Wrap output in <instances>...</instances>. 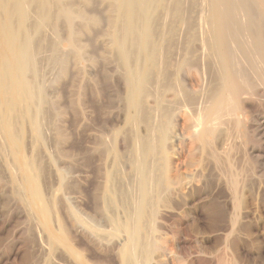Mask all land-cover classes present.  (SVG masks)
<instances>
[{
	"label": "rangeland",
	"instance_id": "obj_1",
	"mask_svg": "<svg viewBox=\"0 0 264 264\" xmlns=\"http://www.w3.org/2000/svg\"><path fill=\"white\" fill-rule=\"evenodd\" d=\"M109 1L96 0L88 9L103 15L98 24L76 17L70 27L62 16L63 4L85 9L82 0H36L33 7L46 10L41 29L29 27L35 26L33 15V21L15 22L32 46L50 43L51 51L44 52L45 47L43 57L34 59L41 66L37 71L25 60L22 70L13 71L16 76L22 72L32 98L15 113L18 151L0 128V264H264V131L257 130L262 110L246 103L241 123L226 120L203 147L185 128L187 98L171 99L183 105L172 107L176 113L170 124L160 106L150 111L154 98H142L147 118L154 115L168 125L162 149L148 160L147 178L153 182L143 197L132 161L136 137L149 134L148 122L131 121L138 114L129 107L135 65L132 56L122 63L115 44L119 34L106 21ZM3 24L0 8V29ZM258 28L250 24L253 37ZM197 44L195 58L205 56L204 46ZM177 58L171 61L173 85L200 90L198 98L214 86L207 83V57L201 70L183 72ZM140 61L147 68L144 56ZM166 83L163 77L154 79L160 104L171 98L163 89ZM3 116L0 111V120ZM139 208L144 216L138 220Z\"/></svg>",
	"mask_w": 264,
	"mask_h": 264
},
{
	"label": "bare ground",
	"instance_id": "obj_2",
	"mask_svg": "<svg viewBox=\"0 0 264 264\" xmlns=\"http://www.w3.org/2000/svg\"><path fill=\"white\" fill-rule=\"evenodd\" d=\"M35 1L0 0V8L4 14V24L2 29H0V58L4 56L6 58L0 63V111L4 113L2 120H0V128L12 143L15 151H18L21 146L19 128L17 129L14 125L15 113L18 108H27V104L31 102L32 97L31 88L22 78V72L16 76L13 74V71L14 69L22 70L23 60L33 65L34 59L46 47V44L44 47V45L42 46L38 42H34L37 39L33 41L34 45L32 46L29 37L20 28L19 23L18 27L15 25V22L17 18L19 20H27L28 17L33 15L35 26L33 28L30 25L29 27H32V29L30 28L31 30H35V28L41 29L46 25L44 23L46 20V10L43 13L39 6L33 7L36 4ZM58 1L60 3L62 2V0ZM82 1L85 9L75 10L71 4H63L64 7L59 9L62 11V16L66 18L70 27H72L71 23L76 17L88 19V24H98L103 19V15L98 12L93 14L89 13L90 11L88 9H91L89 7L96 0ZM105 7L106 12L109 13L106 21L111 32L113 33L117 29L116 31L119 34L115 44L122 58V63L126 64L128 56H132V64L134 63L135 65L134 73L130 76L132 80V85H130L132 88V96L129 100V107L137 109L138 114L131 121L133 125L137 122H148L149 134L146 138L136 137L133 148L134 159L133 161L130 160L133 162V164H130L133 165L135 173H137V178L139 179L137 180L143 197H145V192L149 191V180L152 178L149 177V180L147 178L151 170V166H149L151 163L148 160L152 156H158L157 153L160 151V148L162 149L163 143L165 142L164 132L168 125H162L160 123L161 120H159L160 118L155 119L153 117L154 115L150 119L147 118L145 102H143L144 100L142 101V98H154L153 101H156L155 108L152 106L153 108L150 111H154L157 109L156 107L160 106L161 111L167 115L165 117L168 119L166 123L169 122V124L173 121L174 113H176L172 110V107L175 106V103H177L175 107H179V103L181 102V99H176L175 102H172L171 99L174 96L181 98L183 95L182 100L184 102L185 99L183 98H187L183 107L189 102V104L187 103V107L189 105L190 108L188 109H190V113L188 115L186 114L187 117L184 122L185 128L192 133L194 140L197 139V142H200L203 147L207 145L209 137L214 136L226 120L231 119L236 125L241 123V112L246 103H252L253 106L257 104L260 111L262 110L258 115L257 123L259 126L257 130L261 128L264 131V79L262 78L264 75V0H110ZM52 15H54V12ZM31 18L28 19L31 21ZM27 22L26 25H29L30 22L28 24ZM88 24H84L85 26H82L81 29L83 31L87 30ZM250 24H257L260 28L258 36L253 37L251 34L254 29L252 31L250 30ZM71 33V42L75 44L78 38H76V33L74 31L72 32V29ZM39 39H41V36L38 37ZM197 42H201L204 46L205 56L201 55V57L197 56L195 58L194 53L196 52V47L199 46ZM49 45L51 44L49 43ZM49 45L44 52L49 51L50 53L51 47ZM67 52L69 53V51ZM51 54V58H54L53 53ZM142 56L148 62L147 68L141 65L140 60ZM203 57H207L208 59L206 64H203L207 73L206 76H209L207 77L209 80L205 77L206 80L210 81L207 83L212 84L215 82V84L213 83L214 86L211 85L209 91L206 94L203 93V96L199 94L198 98L197 94L200 93V90L197 89L194 92H187L184 89L183 83L178 86L172 84L170 81V68L172 62L177 58L181 60L178 61L180 71L183 72L185 69L198 71L201 68V60H204ZM161 58H163V66H160L159 63ZM63 59L61 56L55 57V60L61 62L62 67H65L66 62ZM51 61L53 60L51 59ZM175 62L177 63V60ZM43 64L45 63L43 62ZM39 68L41 66L37 68L35 64L32 67L34 72ZM38 71L40 72L41 69ZM41 73L39 76L42 75ZM160 77H163L167 82L166 87L164 86L163 89L166 94L171 96V98L161 104L158 102V95L153 91L154 79L157 80ZM30 83L32 82L30 81ZM138 100L140 101L138 102ZM181 105H183L182 102ZM147 111L149 112V110ZM157 114L159 113L157 112ZM164 114H161V116ZM153 132L160 133V136H153ZM150 182H153L152 179ZM31 185L38 198H40V191L34 180L31 181ZM19 194L21 195V191ZM150 204L152 203L150 202ZM135 212L136 219L143 218L144 210L142 208H139Z\"/></svg>",
	"mask_w": 264,
	"mask_h": 264
}]
</instances>
